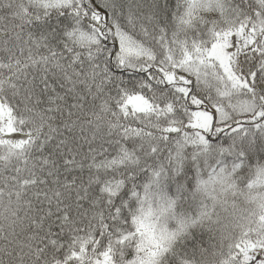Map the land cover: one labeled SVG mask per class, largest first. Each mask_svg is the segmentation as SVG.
I'll list each match as a JSON object with an SVG mask.
<instances>
[{"label":"snow or ice","instance_id":"6c2138e0","mask_svg":"<svg viewBox=\"0 0 264 264\" xmlns=\"http://www.w3.org/2000/svg\"><path fill=\"white\" fill-rule=\"evenodd\" d=\"M0 264H264V0H0Z\"/></svg>","mask_w":264,"mask_h":264}]
</instances>
